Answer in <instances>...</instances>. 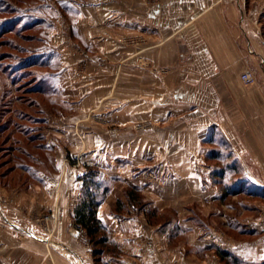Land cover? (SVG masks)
<instances>
[{"label": "crops", "instance_id": "0c3cea01", "mask_svg": "<svg viewBox=\"0 0 264 264\" xmlns=\"http://www.w3.org/2000/svg\"><path fill=\"white\" fill-rule=\"evenodd\" d=\"M70 3L69 41L50 33L61 109L45 108L41 127L56 170L0 184V264H96L72 218L88 167L108 187L97 208L116 244L108 264H174L179 247L149 222L162 211L207 259L218 245L238 264L264 263V229L229 242L209 224L202 239L191 218L222 213L230 195L264 194V0ZM129 188L142 199L130 202Z\"/></svg>", "mask_w": 264, "mask_h": 264}, {"label": "rangeland", "instance_id": "374dc122", "mask_svg": "<svg viewBox=\"0 0 264 264\" xmlns=\"http://www.w3.org/2000/svg\"><path fill=\"white\" fill-rule=\"evenodd\" d=\"M72 1L74 2L76 0H0V63L2 67L10 64L16 69L20 68L18 72L21 73L22 71L23 73L18 79L15 78L16 80L13 81V84L10 82V74H8L9 69L0 68V111L5 108L4 106L10 107V109L7 108L5 109L6 111L1 113L2 117H0V122L8 120L7 123H9L12 116H15L16 120L21 119L18 120L21 126L27 127L28 123L31 127H35L33 132L39 135L36 137L37 143H40V141L45 143L44 136L41 133V127L44 125V122H41V119L35 121L32 119H34V117H41V105L45 108H49L47 110L61 109L60 106L62 101L60 102L59 90L55 102L46 104L47 102L43 103L42 100L44 98L42 96H37V94L30 91V89L37 84V81L43 78V74L47 70L58 66L57 55L53 53V46L51 47L52 36L50 33H54L53 35L59 33V35H63V37L67 36L66 40L69 41L68 29L70 27V21L75 18L74 13H76L75 8L71 6L70 2ZM245 1L248 2V0ZM257 1L263 3V0ZM23 15H33V19H23ZM262 16V19H264V14ZM3 28L4 30L2 31L1 29ZM70 43L71 42H69V44ZM79 52L85 59L88 57L86 51ZM4 94H6V97L2 98ZM52 94V92L49 93V95ZM33 99H35V102L32 101ZM26 113H29L31 119L24 118ZM136 125L137 128L143 126V124ZM6 145L8 147L10 142ZM37 151L39 152L35 154L36 156L34 157L36 158H34L32 162L33 165L36 166L27 168V170H43L48 173H53L56 170L54 153L44 148ZM9 152H11V149L5 151L4 147H0V173L6 172L8 175L6 178L0 176V184L2 185H8L12 182L10 178L13 176L10 175L9 172L16 151L12 150L11 155L8 156ZM65 161L68 163L72 160L70 157H66ZM216 167L217 169L220 168V166ZM20 178L21 177L17 175L15 180L17 179L16 181H19ZM5 180L7 181L4 183ZM260 191L261 195L259 197H257V195H250L247 191H243L244 193H240L238 197L230 195L225 201L229 205H232V207L230 206L228 209L223 208L222 213L215 211L210 215L193 214L191 218H194L195 225L200 228L198 231L202 234V239H204L203 237L205 236V229H208L210 225L214 227L221 238L229 242L232 240L235 241L238 238L243 239V237L251 238L250 235H244V232L250 234L254 230L264 229V194H262L263 190ZM243 201L248 205L244 207V209L239 207ZM1 203L2 202H0V208L2 207L1 205H3ZM1 216H4L3 212L0 213V217ZM148 217L149 222H152V224H156L160 228L165 226V229L162 228V230L167 232L169 248L179 247L178 260L174 264H238L236 252L233 249L228 248V250H226L227 248H221L216 245L215 248L211 249L212 251L208 249L211 251L212 256L207 259L206 247L200 246V249H197L189 242V236L194 231L189 229H182L179 233L177 231H169L167 221L172 217L171 212L162 211L154 214L149 213ZM237 218L241 221L243 220L244 225H242V229L245 231L242 232V230L237 227L235 223ZM228 219H235L233 221L235 225L231 228L226 225ZM249 220L255 221V223ZM46 226V224H43V228ZM195 232H197V230ZM148 243L152 245L150 240ZM207 246L210 245L208 244ZM219 250L227 251V254L221 255L218 252ZM165 264L171 263L167 262Z\"/></svg>", "mask_w": 264, "mask_h": 264}, {"label": "trees", "instance_id": "16d2710c", "mask_svg": "<svg viewBox=\"0 0 264 264\" xmlns=\"http://www.w3.org/2000/svg\"><path fill=\"white\" fill-rule=\"evenodd\" d=\"M23 19H33V15H23ZM28 19V20H29ZM35 22V21H33ZM32 22V23H33ZM28 23V24H32ZM2 31L4 30L1 29ZM0 68H8V74H10V82L13 83L16 79H18L20 76H22L21 73L18 72L20 68H15L12 65H6L5 67H2V64L0 63ZM16 69V70H15ZM5 71V70H4ZM17 71V72H15ZM7 74V75H8ZM56 68L47 70L43 74V78L39 81H37V84H35L30 91L37 94V96H42L44 99L42 100L43 103L47 102L46 104L53 103L55 98H57L58 94V86L56 81ZM17 76V77H16ZM16 78V79H15ZM14 84V83H13ZM48 91V92H47ZM46 92V93H45ZM53 93L52 95H49V93ZM6 94L2 95V98H5ZM36 99V98H35ZM35 99L32 101L35 102ZM53 100V101H52ZM31 101V102H32ZM30 102V103H31ZM5 107V108H4ZM3 110L0 111V117H2V112L6 111L5 109H10L9 106H4ZM44 110L45 107L41 105L40 113L41 117H34L32 119L40 120L41 122H44ZM14 113V112H13ZM15 116H12V119H10L9 123L8 120L5 122H0V147H4L5 151H9L11 149L16 151L15 157H13L11 165H10V175L13 177H16L17 175L22 172L23 169L32 168L36 165H33L34 156L35 154H38L37 150H42L43 148L45 150H48L49 147L46 145V143L40 141V143L36 142V137L39 136L36 133L34 134V128L31 127V125L21 126L20 121L21 119L16 120ZM25 119H31V116L29 113H26L24 115ZM26 127V128H24ZM29 128V129H28ZM22 134V135H21ZM42 139V138H41ZM10 142V145L7 147V143ZM22 142V145H21ZM6 143V144H5ZM22 146V147H21ZM34 148V149H30ZM36 149V150H35ZM34 150V152H33ZM11 152L8 153V156L11 155ZM18 162V163H17ZM0 176L3 178H6L8 175L6 172L0 173ZM82 180V191L81 195L78 198L77 202L74 205L72 218L73 220L82 225L90 239V242L92 243V252L95 258V261L97 264H108V262L104 258V254L107 251H115V242L113 238L111 237L110 232L106 228V226L103 224L101 219L97 216V208L102 199L104 198L108 187L105 183H103L100 179V172L98 169H95L93 167H88L87 170L80 176ZM5 183V182H4ZM128 200L131 202L132 197L140 198V194L135 191L134 188H129L127 192ZM133 197V198H134ZM142 199V198H140ZM139 201V200H138ZM137 201V202H138ZM118 204H121L119 202ZM221 255L227 254V251H218ZM264 264V263H262Z\"/></svg>", "mask_w": 264, "mask_h": 264}, {"label": "built area", "instance_id": "2783aa9c", "mask_svg": "<svg viewBox=\"0 0 264 264\" xmlns=\"http://www.w3.org/2000/svg\"><path fill=\"white\" fill-rule=\"evenodd\" d=\"M240 77H241L242 81L246 84L254 82V76L250 70H245L244 72H242ZM150 176L153 177V175H150ZM0 213H2L1 208H0ZM78 229L80 232H85V228L80 224H78Z\"/></svg>", "mask_w": 264, "mask_h": 264}]
</instances>
